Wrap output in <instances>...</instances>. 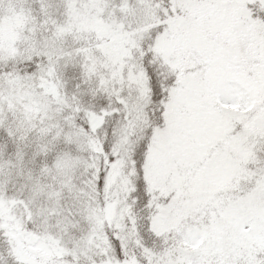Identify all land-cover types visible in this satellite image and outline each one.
I'll return each instance as SVG.
<instances>
[{
    "label": "snow or ice",
    "instance_id": "obj_1",
    "mask_svg": "<svg viewBox=\"0 0 264 264\" xmlns=\"http://www.w3.org/2000/svg\"><path fill=\"white\" fill-rule=\"evenodd\" d=\"M0 264H264V0H0Z\"/></svg>",
    "mask_w": 264,
    "mask_h": 264
}]
</instances>
